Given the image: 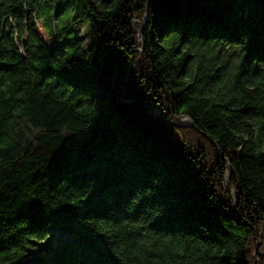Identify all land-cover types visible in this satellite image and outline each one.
Instances as JSON below:
<instances>
[{
  "label": "trees",
  "instance_id": "1",
  "mask_svg": "<svg viewBox=\"0 0 264 264\" xmlns=\"http://www.w3.org/2000/svg\"><path fill=\"white\" fill-rule=\"evenodd\" d=\"M40 1L0 0V264H264V29L231 0Z\"/></svg>",
  "mask_w": 264,
  "mask_h": 264
},
{
  "label": "rangeland",
  "instance_id": "2",
  "mask_svg": "<svg viewBox=\"0 0 264 264\" xmlns=\"http://www.w3.org/2000/svg\"><path fill=\"white\" fill-rule=\"evenodd\" d=\"M92 2L94 5L99 7L103 1L102 0H92ZM229 3L231 6H233L237 10L246 11L247 15L249 17L253 18L254 22L260 27V29H264V4L263 3H261L258 0H231V1H229ZM50 6H51L50 2L46 3V2H43L42 0L40 1L41 12H42V16H43V19L45 22H47V20H51V19L54 21L65 20V18L68 17V14L71 10L69 0H54V1H52V6L51 7ZM61 8H62L63 12L60 13L59 11ZM46 27H47V29H50V26H48L47 24H46ZM71 30H74L77 33L78 37L84 39L85 34H87L88 25L85 23L82 26L74 25L71 28ZM149 107H151V106H148V108ZM155 109H153V110H155ZM180 121H182L184 125L182 127H179V128H190L191 127L190 126L191 122L189 120H187L186 118H182ZM176 123H178V122L176 121ZM224 190H225V188H224ZM229 190H231V189H229ZM259 247H260V245L258 244L257 250ZM45 264H49V263H45Z\"/></svg>",
  "mask_w": 264,
  "mask_h": 264
},
{
  "label": "water",
  "instance_id": "3",
  "mask_svg": "<svg viewBox=\"0 0 264 264\" xmlns=\"http://www.w3.org/2000/svg\"><path fill=\"white\" fill-rule=\"evenodd\" d=\"M145 19H146V15H144V19H143V22H142V24H141V29H142L143 26H144V21H145ZM141 29H140L139 32H138V37L140 38L141 45L143 46V45H144V42H143V40H142V38H141ZM141 50H142V47L140 48V51H141ZM154 114L158 115V116H159L164 122H168L167 118H165L164 116H162V115L158 112V110H156V111L154 112ZM188 120H189V119H188ZM172 124H173L174 127H177V128L182 127V126L184 125L182 121H180V122H178V123H172ZM190 126H192V124H191ZM212 144H213V146L216 148L215 143H212ZM216 151H217V153L220 155L221 159H223V157H222L220 151H219L217 148H216ZM229 174H230V166H228V173H227V176H226V178H225V182H224L223 188H225V190L228 191V192L231 194V196H232V190H229V189L227 188V186H226L227 183H228V180H229ZM233 200L236 201V197H233ZM234 207H235V206H234Z\"/></svg>",
  "mask_w": 264,
  "mask_h": 264
},
{
  "label": "bare ground",
  "instance_id": "4",
  "mask_svg": "<svg viewBox=\"0 0 264 264\" xmlns=\"http://www.w3.org/2000/svg\"><path fill=\"white\" fill-rule=\"evenodd\" d=\"M233 197H235V193H234V191L232 190V198H233Z\"/></svg>",
  "mask_w": 264,
  "mask_h": 264
},
{
  "label": "built area",
  "instance_id": "5",
  "mask_svg": "<svg viewBox=\"0 0 264 264\" xmlns=\"http://www.w3.org/2000/svg\"><path fill=\"white\" fill-rule=\"evenodd\" d=\"M155 112V110H153ZM188 120V119H187Z\"/></svg>",
  "mask_w": 264,
  "mask_h": 264
}]
</instances>
